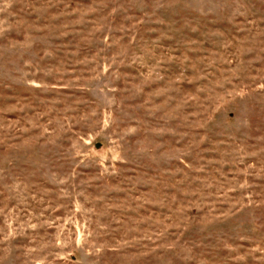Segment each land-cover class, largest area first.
I'll return each mask as SVG.
<instances>
[{
	"label": "rangeland",
	"instance_id": "374dc122",
	"mask_svg": "<svg viewBox=\"0 0 264 264\" xmlns=\"http://www.w3.org/2000/svg\"><path fill=\"white\" fill-rule=\"evenodd\" d=\"M0 264H264V0H0Z\"/></svg>",
	"mask_w": 264,
	"mask_h": 264
}]
</instances>
